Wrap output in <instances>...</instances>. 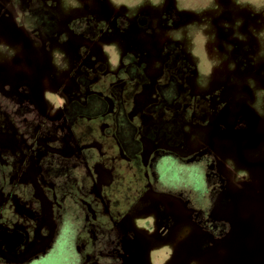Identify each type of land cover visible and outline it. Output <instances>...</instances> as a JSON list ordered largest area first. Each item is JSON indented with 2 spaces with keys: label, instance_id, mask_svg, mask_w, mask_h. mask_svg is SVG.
I'll list each match as a JSON object with an SVG mask.
<instances>
[{
  "label": "flooded vegetation",
  "instance_id": "flooded-vegetation-1",
  "mask_svg": "<svg viewBox=\"0 0 264 264\" xmlns=\"http://www.w3.org/2000/svg\"><path fill=\"white\" fill-rule=\"evenodd\" d=\"M58 6L59 0H0V21L4 20L5 27L9 29L8 37L12 39L0 36V41L8 40L33 52L29 60L25 56L23 58L30 68L35 64L31 71L25 72L10 66L25 73L31 83L39 85L49 114L57 113L69 101L63 90L69 87L74 72L72 63L69 80L61 83L55 78L54 69L51 73L47 68L49 63L52 65L54 62L53 50L60 48L59 44H48L60 38V19L56 16ZM121 10L115 9L117 12ZM145 16L136 15L140 17L139 24L144 25L141 19H147ZM50 17L54 25L48 21ZM72 27L74 32L75 26ZM167 28L165 26L163 29ZM149 36L142 33L143 41L148 42ZM99 38L84 40L80 45H97L104 53L100 45L106 41ZM168 42L182 43L178 39L168 38L162 41V46ZM123 57L116 72L123 67ZM154 58L148 59L146 73L153 78L162 77L165 75L161 70L162 63L156 71V66L152 67V61L154 63L156 60ZM182 67L188 69L187 65ZM149 68L155 70L151 72ZM48 76L63 99L56 112L51 111L45 98L44 78ZM196 91L199 92L198 100L203 97L212 104L204 120L200 121L198 104L195 120L191 117L183 122L178 120L180 128L174 135L171 129H167V141L159 146L164 145L165 153L174 157L181 166L194 165L192 174L196 182L201 180L200 185L183 182L178 183V187H160V172L155 167L159 156L152 153V149L156 148H152L151 140L150 148L141 150L139 147L142 143H138L135 150L138 158L145 159L143 176L148 182L141 192H137L138 199L128 198L117 205L106 197L104 183L97 178V170L93 174L92 148L82 144L81 140L85 150L83 163L73 160L62 172L58 163L57 167L47 169L48 174L56 176L57 185L53 188L46 186L47 174L43 173L41 161L34 159L31 162V157L26 155L21 160L22 164L20 162V171L26 170V185H20L22 196L18 199L11 190L0 188V264L47 263L56 250L58 256L54 259L58 262L54 263L52 259V264H154L151 256L163 246L170 247L164 251L167 257L163 264H204L199 261L202 257L214 253L229 240L236 241V255L241 256L239 259L236 257V264H264V227L257 232V237L245 230L246 224L242 225V222L253 211L238 210L237 200L256 176L254 170L249 168L261 165L260 169L264 170V147H261L264 126L241 97L233 99L234 95L226 91L212 94L211 87ZM186 113L183 114L186 116ZM171 122L170 118L166 121L167 124ZM187 127H191L201 141L195 149L191 146ZM118 144L126 157L124 142L118 140ZM243 145L248 149L246 153ZM260 147L262 152L254 154ZM229 160L238 167L245 166L249 177L235 182L229 174ZM29 174L35 176L31 182L27 181ZM59 177L68 178L69 184L58 183ZM260 185L262 200L264 181L261 179ZM47 189L51 190L50 197H47ZM67 196L72 199H66ZM67 211L71 214L63 217ZM76 211L78 214H75ZM69 216L72 223L63 231ZM251 249L259 254L253 260H249L246 253H250Z\"/></svg>",
  "mask_w": 264,
  "mask_h": 264
},
{
  "label": "rangeland",
  "instance_id": "rangeland-1",
  "mask_svg": "<svg viewBox=\"0 0 264 264\" xmlns=\"http://www.w3.org/2000/svg\"><path fill=\"white\" fill-rule=\"evenodd\" d=\"M107 1L112 4L114 9H122L121 14L127 19H139L140 17H136V15L150 17V27L154 32L149 36V41L145 42V44L153 51L151 52V59L155 57L154 59L156 60H154V63L152 61V67L155 65L156 71L160 69L161 60L154 54H157L158 50L161 49L162 41L168 38L182 41L180 43L182 48L179 51L185 54L187 63L192 67L196 66V89L206 90L211 87L212 94L226 91L234 95L233 99L237 98L238 100V97H241L242 100L246 101V104L248 103L247 105L253 110V113L257 115L260 124L264 126V0ZM94 8H97L95 0H59L56 16L60 19L59 30L61 36L48 44H59L60 48L57 47L53 50L54 65L49 63L47 68L51 73L54 69L55 78L61 83L69 80V75L73 71L72 63L75 62L74 58L78 56L77 52L80 53L84 50L75 37V32L71 30L72 26L85 24V26L97 28V25L104 24L102 19H92V16L96 15L93 13ZM48 21L52 25L55 23L51 17ZM165 26L168 28L164 30ZM102 35V37L108 39L117 36V33L115 30H106ZM39 39L41 38L39 37ZM35 44L37 45V43ZM100 46L104 50L102 55L104 59L106 57L108 70L111 73L116 72L122 64V57L125 52L124 44L119 40H114L111 43H108V41L102 42ZM32 53L28 49H23L21 45L13 44L8 40L0 41V61L8 63L14 69L24 72L31 71L35 64H32L30 68L23 56L29 60L33 56ZM144 57L147 59V54ZM178 57L177 55L170 56L169 60L172 63V60ZM21 58L22 60H20ZM171 63L170 66L172 65ZM138 66L139 63L137 61L135 70L129 71L128 74H133ZM155 69L149 68V71L153 72ZM179 69V71L174 72L179 79L183 75L190 73L187 68L182 67ZM122 73L126 74L125 71ZM113 80L114 78L111 75H105L93 86L108 93L109 87L111 91L110 84ZM118 90L122 95L126 92L124 85L119 87ZM173 92V89H169L167 95ZM44 93L46 102L50 105L49 108L52 112H56L63 99L59 95L58 90L52 85V80L49 76L44 78ZM232 95L230 94V97ZM123 97L125 96L123 95ZM202 98L199 99L200 121L204 120L205 115L209 112L208 107L212 105ZM122 106L124 105L121 103L120 114L112 121L117 122L122 130H125L129 128L126 125L130 121L129 118H125L123 115L124 108ZM105 117L110 119L111 115ZM99 118L104 119L101 116L84 119L77 126L81 143L87 144L92 148L91 167L95 169L93 174L95 175L97 170L96 175L100 182L104 183L106 197L116 203V205L127 201L128 198L138 199L139 194L137 192H141L148 181L143 176L145 159L143 157L138 158V153L135 151L137 145H139L136 140L142 143L139 149L145 150L146 147L150 148L149 141L152 137L143 139L142 135L137 134L135 140L129 136L128 132L123 131L122 137L124 139L119 141L124 142L126 148V157H124L125 154H123L118 140L109 135L108 132L103 133L109 123L98 120ZM150 127V135H152V132L155 135L157 132L152 129L151 125ZM186 129L188 134H190L191 146L195 149L201 141L196 138L197 133L191 127ZM261 140V147H264V135ZM151 141L153 142L152 148H156L152 149V153L155 152V155L159 156L155 161V167L160 172V187L165 188L171 185L178 187L179 185L177 184H183V182L192 185L201 184V180L196 182L192 174L193 170L191 169L194 168V165L182 164L181 166L174 157L165 153L164 145L159 146L167 140L155 139ZM261 147L254 154L261 153L263 150ZM243 150L245 153L248 151L244 145ZM250 153L251 151L248 155ZM260 167L261 165L249 168L254 170L256 176L253 178L252 184L248 185L246 190L237 198L238 210L252 209L253 211V214L251 213L242 222V225L246 224L245 230H248L253 236L256 234V237L258 236L257 232H260L264 227V199L261 200L260 198L262 190L260 179L264 181V170H261ZM245 168V166L244 168L238 167L232 160H229V174L235 182L238 179L249 177V172ZM66 199L70 200L72 197L67 196ZM69 211L63 217L71 214ZM75 214H78V211ZM71 223L72 219L69 216L66 218V224L64 223L66 227L63 231ZM236 239L240 240L241 238ZM235 246L236 241L229 240L225 245L216 249L214 253L212 252L202 257L199 261L204 264H236V257L239 259L241 256L236 255ZM168 248L170 247L163 246L160 250L155 251L151 256L152 262L154 264H163L164 259L167 257L164 251L168 250ZM246 253L249 260L259 256L252 249L250 253L248 251ZM54 254L51 255L47 263L42 261H34L32 263L52 264L50 261L58 256V254ZM57 262L58 260L54 259V263Z\"/></svg>",
  "mask_w": 264,
  "mask_h": 264
},
{
  "label": "trees",
  "instance_id": "trees-1",
  "mask_svg": "<svg viewBox=\"0 0 264 264\" xmlns=\"http://www.w3.org/2000/svg\"><path fill=\"white\" fill-rule=\"evenodd\" d=\"M95 1L97 8H94L93 13L96 15L92 16V19H102L104 24L97 25V28L78 24L74 29L75 37L80 44L84 40L97 37L106 41H121L125 46L123 67L120 71L109 74L100 47L82 45L84 50L77 52L78 56L74 58V72L69 87L63 90L69 101L57 113L47 112L39 85L28 81L25 73L16 71L8 63L0 61V188L11 190L18 199L22 196L20 185H26L24 181L26 170L20 171V162L24 156H30L31 162L34 159L41 161L43 173L47 174L46 186L49 188L57 184L56 176L47 173L48 168L57 167L58 163V168L62 172L73 160L80 163L85 161L83 153L85 150L77 132V126L84 119L104 117L98 119L109 123L103 133L108 132L116 140H122L120 138H124L122 132L125 131L135 140L139 134L144 137L143 139L152 137L151 140L154 141L166 140L167 129H171V134L174 135L180 128V122L190 117L193 120L196 118L194 114L199 109V92L195 87L196 66L192 67L186 62L185 54L179 51L182 45L168 42L154 54L161 60V70H164L165 75L153 78L146 73L148 59H151L153 51L142 37V33L151 35L154 32L150 27V17L142 20L144 23L142 25L138 23V19H127L121 12L115 11L107 0ZM106 30H115L117 36L108 39L102 37ZM8 33L9 29L5 27L4 20H1L0 36L11 39ZM62 41L65 42L63 39ZM146 54L147 59L144 57ZM174 55L179 57L173 59L171 63L169 58ZM137 61L139 66L136 71L128 74L129 71L135 70ZM183 65L188 66L187 70L190 73L179 79L174 72L179 71ZM123 71L126 72L125 75ZM108 74L114 78L110 84L111 91L110 87L108 93L94 88V83ZM123 85L126 88L123 94L125 97L118 90ZM169 89H173L174 92L167 95ZM121 103L124 105L123 115L130 121L126 125L129 128L125 130H122L117 122L112 121L120 114ZM107 115H111L110 119H106ZM169 118L172 122L167 124ZM176 120L181 121L175 123ZM150 125L157 132L155 135L153 132L150 135ZM71 147L72 150L69 151ZM31 176L30 174L27 176L28 182L35 178L34 175L32 178ZM57 181L63 185L69 184L68 178L59 177ZM45 191L47 197H50L51 190Z\"/></svg>",
  "mask_w": 264,
  "mask_h": 264
}]
</instances>
